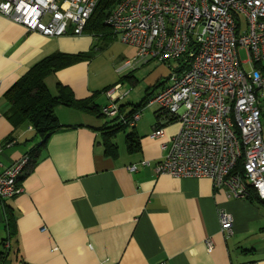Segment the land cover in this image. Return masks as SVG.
Returning <instances> with one entry per match:
<instances>
[{
    "label": "crops",
    "instance_id": "crops-1",
    "mask_svg": "<svg viewBox=\"0 0 264 264\" xmlns=\"http://www.w3.org/2000/svg\"><path fill=\"white\" fill-rule=\"evenodd\" d=\"M97 42V36L86 31L80 36L49 37L0 14V162L4 167L41 142V137L28 134L34 133L30 125L16 128L12 123L5 93L48 55L96 49L92 59L47 76L52 93L62 83L77 99L94 95L101 109L109 101L106 88L121 83L122 92L130 90L111 62L115 57L123 63L130 60L136 49L118 35L103 49L95 46ZM154 62L158 61L142 64ZM125 78L137 80L133 72ZM162 79L137 102L119 100L122 110L140 105ZM158 110V105L144 106L134 125L115 133L111 138L115 147L108 151L103 127L110 119L103 123L104 116L95 110L57 105L55 112L64 128L36 150L35 165L32 160L20 178L23 191L5 202L16 218L17 232L9 238V251L0 264H264V206L230 196L227 186L215 187L207 176L157 173L156 164L167 152L162 144H169L180 129L179 123H173L166 126L164 136L152 137ZM129 132L139 142L134 150L128 147ZM132 165L137 169L130 170ZM220 210L234 217L228 237L221 230ZM8 236L6 209L0 201V250ZM208 238L216 242L212 252Z\"/></svg>",
    "mask_w": 264,
    "mask_h": 264
},
{
    "label": "built area",
    "instance_id": "built-area-1",
    "mask_svg": "<svg viewBox=\"0 0 264 264\" xmlns=\"http://www.w3.org/2000/svg\"><path fill=\"white\" fill-rule=\"evenodd\" d=\"M98 2L0 0V14L49 37L80 36ZM107 23L136 49L125 66L155 60L171 69L148 101L159 107L152 137L164 136L167 125L180 124L169 144H162L167 152L156 164L157 173L207 176L235 198H246L253 189L264 204V0H121ZM121 86L106 91L109 101L101 112L132 126L142 110L124 118L119 100L130 90L122 92ZM31 163L29 153L5 167L0 162L4 206L23 191L20 178ZM219 219L222 232L230 236L232 213L220 210ZM206 245L212 252L216 242L208 238ZM4 246L8 252L10 242Z\"/></svg>",
    "mask_w": 264,
    "mask_h": 264
},
{
    "label": "trees",
    "instance_id": "trees-1",
    "mask_svg": "<svg viewBox=\"0 0 264 264\" xmlns=\"http://www.w3.org/2000/svg\"><path fill=\"white\" fill-rule=\"evenodd\" d=\"M121 0H99L92 16L90 17L85 31L97 36L98 42L95 45L99 49L107 47L113 42L117 35L111 29L107 23V18L111 14L112 10L117 6ZM96 55V49L92 48L86 52L68 53V52H54L34 66H32L17 82H15L10 89L5 93V98L9 103V118L16 128L23 124L30 125L36 137H41V142L29 154L32 157L35 165L37 155L36 150L40 149L48 140V138L64 128V125L59 121L55 108L59 104H65L69 106H76L82 109H89L97 111L101 116H104L101 109L94 102V95L86 99H77L73 91L68 87L59 83L57 93H52L46 84V77L50 74H54L60 69L73 65L78 62L87 61L92 59ZM164 82V81H163ZM163 82H160L155 89H149L147 96L142 103L129 112H124L121 106V112H124V118H130L134 113L142 110L144 106L148 105V101L152 94L158 89ZM110 87L106 88L107 91ZM115 122V123H113ZM108 123L112 125L106 126ZM104 127L106 132V145L108 151L115 147L111 138L119 130H125L128 124L124 123L123 119L119 116L111 118ZM9 140H12L10 138ZM111 140V141H110ZM128 147L134 150L139 146L137 135L134 132L127 134ZM238 169L242 170L240 165ZM247 200L257 205L264 206L262 200L259 198L257 192L253 189L250 190L246 196ZM7 215V227L9 230V236L3 239L2 245L9 240L10 237L16 235V218L8 211L5 205ZM7 254V251L0 250V258L2 259Z\"/></svg>",
    "mask_w": 264,
    "mask_h": 264
},
{
    "label": "rangeland",
    "instance_id": "rangeland-1",
    "mask_svg": "<svg viewBox=\"0 0 264 264\" xmlns=\"http://www.w3.org/2000/svg\"><path fill=\"white\" fill-rule=\"evenodd\" d=\"M115 48L117 47L113 46L112 51H114ZM133 57L134 54H131L129 56V58ZM240 57L242 60L247 59V53L244 48L240 49ZM111 63L112 65L114 64L116 70H119L120 78L122 77V79H124V88L130 89V93L128 95L129 97L127 96L124 101L137 102L141 100L145 95V90L147 88L153 85L161 77L166 80L167 76L171 73L170 67L167 64L161 62H154L149 65H144L142 64V62H137L132 66H125V61L123 63L120 59H117V57H115L114 63ZM131 72H133L135 77L137 78L135 82L125 80V75ZM108 119L110 118H107L105 116L101 117L103 123L106 122ZM28 134L30 136L34 135V133L32 132H29Z\"/></svg>",
    "mask_w": 264,
    "mask_h": 264
}]
</instances>
